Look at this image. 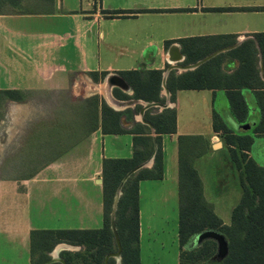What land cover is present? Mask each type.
<instances>
[{
  "label": "crops",
  "instance_id": "obj_1",
  "mask_svg": "<svg viewBox=\"0 0 264 264\" xmlns=\"http://www.w3.org/2000/svg\"><path fill=\"white\" fill-rule=\"evenodd\" d=\"M86 1L84 5L83 0H70L69 3L65 0H53L52 11L49 12L0 14V30H5L7 34L21 33L37 38L28 48L20 40L5 43L6 47L2 49L5 53L13 52L10 47L22 54L31 49L34 56L30 54L29 59L32 60L33 57L34 74L27 78L23 64L19 59H14L10 62L14 73L10 76L7 65L0 79V90H34L37 94L47 95L68 92L71 97L86 94V98L98 93L108 106L124 111L134 108L138 104L137 100L131 99L130 103L116 98L113 95L115 87L107 80L109 76L118 75L119 71L124 70L161 69L164 72L175 62L171 57L172 53L209 55L233 45L238 46L247 38L254 39L253 34L264 31V10L249 9L264 7V0ZM114 10L130 12L123 15L111 14L110 11ZM31 14L37 19V28L32 32L30 29H20V25L14 22L20 19L18 15ZM12 16L16 17L11 18ZM233 37L235 43L221 46ZM259 59L261 60L260 52ZM237 64V61L228 59L224 63V69L230 72ZM173 70L176 74L184 72L179 68ZM104 71L105 78L99 79ZM90 72H95L99 80L93 78ZM260 76L264 80L261 73ZM183 90H207L212 94V103L218 93L225 96L223 90ZM180 91L182 90L176 91L174 102L166 97L163 90L160 95L165 98V102H172L171 107L176 108ZM243 95L248 106L247 118L257 115L255 121L239 122L229 108L224 111L223 119L234 133L253 137L248 154L264 167V148H257L264 141V132H254L261 115L264 117V105L261 111L251 90H243ZM9 101L13 102L8 100V104ZM212 110L215 108L212 107ZM158 111L161 110L158 108ZM139 118L135 114L133 121L143 123ZM125 124L130 127L129 123ZM246 124L250 126L248 129L244 128ZM150 128L153 132L154 128ZM177 131L176 111V132L161 135L163 177L139 182L140 264H179L178 217L174 220L173 214V221L171 220L172 212L178 211L177 137L181 134ZM8 134L6 126L0 125V166L17 155L15 152L10 153ZM188 135H203L211 143L208 151L195 160L196 169L197 160L203 156L222 155L224 151V158L233 169L234 163L228 145L220 132L213 131L212 125L211 133ZM152 136L156 151L154 132ZM213 136H217V141L212 142ZM167 138L171 142L175 140L173 150L168 149ZM132 152L133 134H103L97 129L31 177H9L0 173V264H30L31 232L34 230L101 228L102 161L104 158H129ZM220 155L218 160L223 161ZM236 171L238 175V170ZM200 178L203 182L201 175ZM203 192L223 224L229 225L231 212L240 201L242 190L237 194L217 191L216 194H211V198L203 183ZM64 244L66 243L60 245ZM168 244L173 248L170 255L165 253ZM193 246L196 245L191 240L188 247ZM57 248L58 246L55 250ZM55 250L50 256H54ZM114 259L115 264H118ZM212 259L219 261L223 258H217L216 250Z\"/></svg>",
  "mask_w": 264,
  "mask_h": 264
},
{
  "label": "trees",
  "instance_id": "obj_2",
  "mask_svg": "<svg viewBox=\"0 0 264 264\" xmlns=\"http://www.w3.org/2000/svg\"><path fill=\"white\" fill-rule=\"evenodd\" d=\"M52 3L53 0H0V14L49 12L52 11ZM249 9L264 10V7ZM110 12L123 15L130 11ZM253 36L254 39L247 38L240 45L217 54L193 70L180 74L171 70L166 80L171 101H175L177 90H223L230 112L237 121L244 122L248 116V106L243 90H251L257 105L263 111L264 80L260 76L259 52L264 78V31L255 33ZM227 43H235V38L228 39V42L221 46ZM183 54L185 60L182 64H190L208 53L186 52ZM228 59L238 63L230 72L224 69V63ZM162 72L161 69L119 71L118 75L132 88L133 93L129 95L115 87L113 95L120 100L133 99L163 103L165 98L160 95ZM90 75L98 80L95 72H90ZM105 75V71L101 73V77ZM29 91L0 90V106L8 100H24ZM141 108V104H136L134 108L117 111L94 95L78 104L68 105L69 112L65 116L68 129H58L50 126L51 123L48 122L37 124V134L30 138L33 144L28 147L30 156L27 160L23 159V164H29L37 158V167L22 177H31L97 129H100L103 134H133V152L129 158H104L102 161L103 226L99 229L32 231L30 264H43L49 261L50 254L63 242L82 247L77 251H60L59 256L65 264H105L107 254L118 250L111 229L112 204L116 190L126 173L146 161L153 153L152 133L154 132L157 143L154 162L151 167L141 168L126 179L117 202L114 219L121 245V263L140 264L139 182L163 177L161 135L176 132L175 107H167L155 112L152 111V107L146 109L144 119L151 123L153 132L147 124L133 121V116ZM1 112L2 109L0 117ZM125 123H129L130 127L125 126ZM211 125L213 131L223 135L228 145L231 160L238 170L242 194L240 201L231 212V223L223 224L221 218L215 213L213 204L204 196L203 182L194 165L195 160L210 148V140L203 135H178L179 264H264V167L248 154L253 144V137L244 133H234L216 110H212ZM254 132L263 134L262 116ZM205 230L219 232L225 237L228 252L222 260L212 259L217 250V244L213 239H205L199 245L188 247L191 240ZM46 264L62 263L53 261ZM108 264H115L114 257L108 259Z\"/></svg>",
  "mask_w": 264,
  "mask_h": 264
},
{
  "label": "rangeland",
  "instance_id": "obj_3",
  "mask_svg": "<svg viewBox=\"0 0 264 264\" xmlns=\"http://www.w3.org/2000/svg\"><path fill=\"white\" fill-rule=\"evenodd\" d=\"M65 1L69 3L70 0H65ZM83 2L85 5L87 1L83 0ZM32 15L33 14L18 15L20 19H16L14 22L20 25V29H30L31 31L34 28H37V19H35L34 16ZM13 17L16 16H12L11 18ZM7 20L11 21L10 19ZM13 20L14 19H12V21ZM58 23L61 24V22ZM55 25L57 27L60 26L58 24ZM10 28L13 27L11 26ZM34 39L36 40L37 38H35L34 36L23 35L21 33L7 34L5 30H0V79L5 73V69L7 68V65L9 66L8 70H10L9 71L10 76L12 73H14L13 68L10 67V62L11 61L13 62L14 59H19L21 64H23V67L27 74V78L34 74L33 57L32 60L29 59L30 54L34 56V54L31 53V49L28 53H24V54L18 53L17 51L12 49V47H10V49L13 52L11 51L9 53L2 52V49L6 47L5 43L7 41L12 43L20 40L21 43H23V45H26V47L28 48L30 43H32ZM104 78L105 76L104 77L100 76L99 79L103 80ZM106 89L108 91V86L106 87ZM126 93L128 94V92ZM109 94L110 93H108V95ZM95 95L98 96L99 99L104 100L100 94L97 93ZM86 97H87L86 94H78L71 97V95H69L68 92L67 94H61V93L48 94V95L37 94L34 90H30L28 93H26L25 98L22 101H13V102L9 101V104L8 102L3 103L0 106V111L2 109L1 117H0V125L6 126V129L9 130L8 136L10 143L9 144L10 153L13 154L15 152L17 153V155L14 157L12 156L10 161L8 160V162L5 165L0 166V173H2L3 175H7L9 177H22L24 175L31 173L37 167V158H34L33 161H31L29 164H23V161L27 160L28 156H30L28 147H30L33 144V141H30V138L33 135L37 134V124L48 122L51 123L49 124L50 126H54L58 129H68L67 121H66L67 119L65 118V116L68 115L69 112L68 105L78 104L82 102V100H84V98ZM212 99H213L212 94L207 90L180 91L179 101L176 100L177 130H178L177 133L178 134L211 133L212 107H214L215 110L222 117L224 111H226V109L229 108L227 99L222 93H218L214 97V103H212ZM127 101L130 102L131 99ZM152 108H153L152 110L153 112L158 111V108L156 107H152ZM137 114H139V112ZM255 116L256 118L258 117L257 115ZM255 116L246 118L245 120L246 123L248 122L253 123L255 121L254 120ZM5 136L7 137V133H5ZM167 140H168V144H167L168 149L173 150L174 146L176 145L175 140L174 142L169 141L170 140L169 138H167ZM35 141L37 142V136L35 137ZM260 147L264 148V141H262V144L259 145L257 148ZM221 154L222 155L220 154L219 155L223 157V161L218 160V158H220L218 157L219 155H215V156L207 155V156H203L196 162V166L199 171V174L203 179V183H205L206 193L211 198H213L211 194L213 193L214 195L216 194L217 191H221L223 193L236 192L237 194L241 189L239 185L235 164L233 165V169H232L230 163L226 161V158H224L226 151H224ZM234 172L236 176L234 175ZM173 214H174V220L177 219L178 211L172 212V219H171L172 221H173ZM168 231L170 232V229ZM62 247H64V245ZM71 247L72 246H70V248ZM76 250L79 249L76 248ZM171 252H173V248L171 244H168L165 253H169L167 255H170ZM213 260L215 261L217 259H213Z\"/></svg>",
  "mask_w": 264,
  "mask_h": 264
},
{
  "label": "water",
  "instance_id": "obj_4",
  "mask_svg": "<svg viewBox=\"0 0 264 264\" xmlns=\"http://www.w3.org/2000/svg\"><path fill=\"white\" fill-rule=\"evenodd\" d=\"M236 45H233V46H230V47H227L225 49H221V50H218L216 52H213L207 56H205L204 58L194 62V63H190V64H181L182 61H184V55L183 54H180V53H172L171 54V57L172 59L175 61L174 63H172L168 69L166 71H164L162 73V90L163 92H165V95L167 98H170L169 95H170V91L166 85V80H167V76H168V73L173 70V69H182V71H187V70H193L195 69L196 67H198L199 65H201L202 63L206 62L207 60L211 59L212 57L216 56L217 54L225 51V50H229V49H232L234 48ZM260 73L262 75L263 71H262V59L260 60ZM181 71V72H182ZM263 76V75H262ZM108 82L111 84V86L113 87H118L120 89H122L123 91H126L128 93H133L132 89L128 86V84L125 82V80L119 76V75H111L107 78ZM138 104H141L142 105V108L139 112V120H141L143 123H146L148 124L149 126H152L150 122L148 121H145L144 118H142L144 112L146 109L150 108V107H158V108H161L164 109V108H167V107H171V104L172 102H170L169 100L164 102V103H160V102H146V101H143V100H137L136 101ZM250 126L248 124L244 125V128L245 129H248ZM154 154H155V150L153 152V154L144 162H142L141 164L137 165L135 168H133L132 170H130L129 172L126 173V175L123 177V179L121 180L117 190H116V193H115V196H114V203H113V206H112V212H111V229L114 233V236H115V240H116V243H117V247H118V250L116 252H113V253H110V254H107L106 258H105V264H108V259L110 257H114L116 258V261L118 262V264H120V260H121V245H120V241H119V237H118V233H117V230H116V227H115V223H114V219H115V211H116V207H117V202H118V199H119V196L121 195L122 191V186L124 184V182L126 181V179L133 173L137 172L138 170H140L141 168H144V167H151L152 166V163H153V159H154ZM213 239L217 242V258L219 259H222L224 258L226 255H227V252H228V243L225 239V237L219 233V232H216V231H213V230H205V231H202L200 233H198L192 240V243L193 245H197V244H200L202 243V241H204L205 239ZM65 247L62 248V250H76V248H80L78 246H72L70 248V246L68 244H64ZM69 247H68V246ZM54 250V249H53ZM61 250V251H62ZM53 261H60L62 264H65V261L57 255V257H54L51 255V258L48 262H53Z\"/></svg>",
  "mask_w": 264,
  "mask_h": 264
},
{
  "label": "bare ground",
  "instance_id": "obj_5",
  "mask_svg": "<svg viewBox=\"0 0 264 264\" xmlns=\"http://www.w3.org/2000/svg\"><path fill=\"white\" fill-rule=\"evenodd\" d=\"M62 246H63V245H60V246L56 249L55 253L53 254L55 257H57V255L59 256L60 250L63 248Z\"/></svg>",
  "mask_w": 264,
  "mask_h": 264
},
{
  "label": "built area",
  "instance_id": "obj_6",
  "mask_svg": "<svg viewBox=\"0 0 264 264\" xmlns=\"http://www.w3.org/2000/svg\"><path fill=\"white\" fill-rule=\"evenodd\" d=\"M174 105V104H173ZM172 105V106H173ZM159 110H161V108H159ZM215 141H217V136H213V138H212V142H215Z\"/></svg>",
  "mask_w": 264,
  "mask_h": 264
},
{
  "label": "flooded vegetation",
  "instance_id": "obj_7",
  "mask_svg": "<svg viewBox=\"0 0 264 264\" xmlns=\"http://www.w3.org/2000/svg\"><path fill=\"white\" fill-rule=\"evenodd\" d=\"M8 102V101H7Z\"/></svg>",
  "mask_w": 264,
  "mask_h": 264
}]
</instances>
